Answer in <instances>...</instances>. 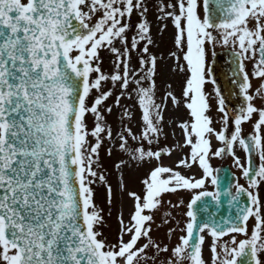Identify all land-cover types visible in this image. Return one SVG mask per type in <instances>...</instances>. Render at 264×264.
<instances>
[{"label": "snow or ice", "instance_id": "snow-or-ice-1", "mask_svg": "<svg viewBox=\"0 0 264 264\" xmlns=\"http://www.w3.org/2000/svg\"><path fill=\"white\" fill-rule=\"evenodd\" d=\"M154 6L157 18L174 26L171 71L183 76L180 97L168 84L159 102L155 77L163 57L150 51L156 43L147 0H0V264H156L161 254L160 264H264V199L257 191L264 185V83L253 90L245 70V61L253 60L252 77L264 81V0H158ZM134 14L141 17L135 25ZM217 44L231 47L239 61L244 99L230 113L214 87L219 131L206 91L216 84L208 53L211 47L215 56ZM103 51L112 57L108 72L102 70ZM122 99H135L138 134L128 126L132 116ZM169 102L183 107L188 119L166 120ZM114 107H123L127 117L115 135L107 120ZM247 123L252 134L244 136ZM166 124H175L183 140L156 150L151 146L159 144ZM105 139L118 140L128 156L116 168L131 209L127 219L123 212L118 217L115 242L100 231L104 209L96 205L93 187H106L111 206L113 189L94 170ZM213 140L222 146L213 147ZM177 150L187 151L174 166L164 164L163 157ZM226 156L247 186L235 180L221 187V170L211 160ZM153 161L141 192L127 191L123 169ZM194 167L199 177L180 171ZM181 192L190 194L187 204H168L184 205L183 226L165 213L164 223L177 225L169 228V240L182 233L170 248L152 237L154 214L165 194ZM223 198L235 209L228 217L218 215Z\"/></svg>", "mask_w": 264, "mask_h": 264}, {"label": "rangeland", "instance_id": "rangeland-1", "mask_svg": "<svg viewBox=\"0 0 264 264\" xmlns=\"http://www.w3.org/2000/svg\"><path fill=\"white\" fill-rule=\"evenodd\" d=\"M148 6H149V12L146 14L147 19L150 23L151 27V36L152 39L155 41L156 46H149L150 51L154 54L157 55L158 57H163L162 60H158V75L155 77L156 83H157V100L159 97L162 96L163 93V87L168 84H174L175 87V92L174 94L180 97L181 93V86H182V80L183 77L181 74H178L176 72L171 71V68L174 66V61L169 58V53L171 51L175 50L174 46V35H175V29L174 26L170 21H161L157 17L161 15L157 8L154 5L158 4V0H147ZM141 20V17L139 15H133L132 17V24L135 25L139 23ZM167 23V27H164V24ZM136 29L133 27L132 30L129 33V37L132 35H135ZM225 46H221L217 44L214 50H217L219 48H223ZM211 51L213 49L210 47L209 48V53L208 57L211 56ZM102 57H103V68L102 70L105 72H108L111 69L112 65V57L107 51L102 52ZM252 60H246L247 63L251 62ZM132 66L137 67V59L135 54H133V61H132ZM95 75V74H93ZM257 85L260 86L261 83H264V81L261 80H256L255 81ZM208 84L206 85V87ZM110 87V85H109ZM158 102V101H157ZM107 103L112 106L114 104L113 98H109ZM170 103V102H169ZM121 104L127 107L129 114L132 116V119L130 122H128V126H130L133 130V132L138 134L137 131V126L138 122L141 123L140 121V110L138 106L135 103V99L133 100H128V99H122ZM257 106H259V103H257ZM171 107V117L173 121L180 122L182 121L181 118H183L184 110L179 107V108H173V106L170 103ZM124 118V120L127 122V117L125 116L124 113V108H113V113L109 114L107 116L108 123L112 126L114 135L117 131L122 130L124 127V124L121 122V118ZM88 123L89 127L92 126V117L89 115L88 117ZM164 133L166 134L165 141L161 145L159 144H154L151 147L156 149L158 146L161 147H174L177 142H182L183 136L181 133V130L175 126V124H172V128L168 130L167 124L164 126ZM130 145H136V141L129 140ZM146 145V142H145ZM111 149V155L108 154V150ZM185 150L184 152H181L180 150H177L174 152L172 157L169 158V162H174L179 159L182 155L186 154ZM121 160H128V156L121 152L119 148V141H108L105 139L104 143L101 146L100 149V167L96 168L94 167V170H96L98 173L103 174L106 179L108 184L111 185L113 189V196L112 200H114L115 204L123 203L126 200V195L127 192H121L120 190V171L116 168V165L119 164ZM166 161V158H163V162ZM153 164L155 161L152 162ZM144 164L142 166L141 172V177L147 173L148 169L153 165V164ZM187 170V169H186ZM137 168H124L123 169V174H124V183L127 185V191H134L136 181L137 180ZM182 174H184V170L180 169ZM186 173V171H185ZM196 173H199L198 170ZM94 187V193H95V203L98 207L108 210L107 204V189L104 185H101L100 183H97L96 185H93ZM181 192L180 194H182ZM114 205V204H113ZM112 205V206H113ZM118 209V208H117ZM105 217V214H104ZM101 232L104 234L103 227L100 229Z\"/></svg>", "mask_w": 264, "mask_h": 264}, {"label": "flooded vegetation", "instance_id": "flooded-vegetation-1", "mask_svg": "<svg viewBox=\"0 0 264 264\" xmlns=\"http://www.w3.org/2000/svg\"><path fill=\"white\" fill-rule=\"evenodd\" d=\"M223 62L224 68L227 70L228 74L230 75L229 80L231 82L232 85H239L240 79L238 77H236L234 74L232 75V71H231V59L228 57H225ZM255 63V62H254ZM254 63L246 66V69H248V71L250 73H252L253 67H254ZM209 68L211 69V71L213 72L214 76H215V81H216V85L217 87L220 89V93L221 95L226 99L227 97L224 95V86L222 84V82L217 78L216 76V71H215V67L213 65H210ZM214 94H216L214 92ZM225 105H228V109L227 111H229L230 113L235 110L236 108L239 107L240 104H238L236 102V99H234L233 101H229L227 103H225ZM221 118H216V122H217V128L218 131L221 129L222 124L219 122ZM252 132V127H251V123H247L245 125H243V132L242 135L245 134H249ZM222 146L219 144L218 142V146ZM237 155L240 157L241 162L245 163L246 162V158H245V153L242 149H239L237 147ZM257 164L259 163L258 158H257ZM215 166H213L215 169H219L222 168L224 166H228L230 168V170L237 176V180L239 181V183L244 184L245 186H247V182L246 180L242 177L241 174V170L236 168L233 164V159L231 156H226L224 158H215ZM261 196L262 199H264V185L261 186L260 189L257 190ZM171 201L173 204L177 203L175 202L169 194H165L163 197V204L161 205L160 209L157 210L154 214V220L155 223L152 225V237L155 240L161 241L163 244H168L169 247H173L176 243H178V237L182 234L179 232V230H177L176 232H174L172 234L171 239L169 240L168 238V230L169 228H176L177 225L175 223V220H170L169 223L165 224L164 220L168 219V217L165 216L166 212H171L173 214V216H175L176 220L181 221V227L183 226V222L186 219V217H184L183 213L186 211V208L184 207V205H181L179 209H173L171 208V206L168 204V201ZM184 201V204H187V202L189 201L188 197L183 198L182 199ZM130 210L123 212L125 219H127L128 217V213ZM157 225H159V227H157ZM253 226V221H249V227L251 228ZM105 227H106V231H107V235L106 237L109 239V241L111 242H115L116 239V235L118 233L119 230V223L117 222H113L112 219H106V223H105ZM113 233V234H112ZM149 255H153L152 251H149ZM208 257V252L207 250H205V258ZM165 259L164 254H161L160 257H158L156 264H160V261ZM149 264H152L151 261H149Z\"/></svg>", "mask_w": 264, "mask_h": 264}, {"label": "water", "instance_id": "water-1", "mask_svg": "<svg viewBox=\"0 0 264 264\" xmlns=\"http://www.w3.org/2000/svg\"><path fill=\"white\" fill-rule=\"evenodd\" d=\"M226 185L222 186V188H225ZM224 199V203L222 204V206L219 208L218 210V215L221 217H228L230 214V211L234 213L235 209H229V205L227 202V198H223ZM228 212V213H227Z\"/></svg>", "mask_w": 264, "mask_h": 264}]
</instances>
